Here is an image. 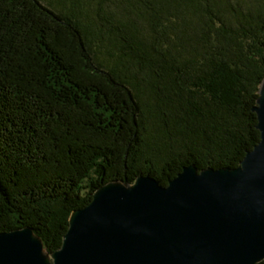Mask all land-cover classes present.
I'll use <instances>...</instances> for the list:
<instances>
[{
  "label": "trees",
  "instance_id": "obj_1",
  "mask_svg": "<svg viewBox=\"0 0 264 264\" xmlns=\"http://www.w3.org/2000/svg\"><path fill=\"white\" fill-rule=\"evenodd\" d=\"M64 1L0 0V232L51 250L104 183L235 167L261 140L264 0H72L115 63Z\"/></svg>",
  "mask_w": 264,
  "mask_h": 264
},
{
  "label": "water",
  "instance_id": "obj_2",
  "mask_svg": "<svg viewBox=\"0 0 264 264\" xmlns=\"http://www.w3.org/2000/svg\"><path fill=\"white\" fill-rule=\"evenodd\" d=\"M261 140L240 165L184 166L101 185L75 209L60 248L27 225L0 232V264H258L264 260V79Z\"/></svg>",
  "mask_w": 264,
  "mask_h": 264
},
{
  "label": "rangeland",
  "instance_id": "obj_3",
  "mask_svg": "<svg viewBox=\"0 0 264 264\" xmlns=\"http://www.w3.org/2000/svg\"><path fill=\"white\" fill-rule=\"evenodd\" d=\"M48 3H50L51 0H44ZM75 3L76 1L73 0ZM59 4H61V2L63 3V1H58ZM75 3L72 2V0H66L64 1V6L67 8H70L71 10H73L76 15H79V17L82 20V23H84L85 27H87L93 34L94 37L96 39V43L99 44V47L102 50V53H104L105 59L107 60V62L109 63H115L119 61L118 57H109V53L107 51V47H105L104 42L103 41H99L102 34L100 31H98L97 33L95 32V30L97 31V25H98V20L94 19V15L93 12L95 11V9L93 8V2L89 1L88 5L86 4V1H84V6L83 7H79L77 6ZM51 4V3H50ZM93 15V16H92ZM152 124V123H151ZM150 125V124H149ZM159 127V125H157Z\"/></svg>",
  "mask_w": 264,
  "mask_h": 264
}]
</instances>
